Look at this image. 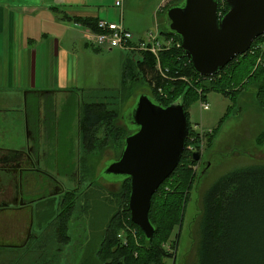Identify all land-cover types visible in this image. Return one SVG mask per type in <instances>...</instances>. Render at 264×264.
<instances>
[{
  "label": "rangeland",
  "instance_id": "rangeland-1",
  "mask_svg": "<svg viewBox=\"0 0 264 264\" xmlns=\"http://www.w3.org/2000/svg\"><path fill=\"white\" fill-rule=\"evenodd\" d=\"M118 1L121 2L122 7L116 6ZM179 1L181 0H95L97 6H90L88 9L98 13L101 20L110 23H119L123 17L124 26L130 29L134 34V41L137 42L141 36L144 35L145 38L150 32L161 33L165 27L166 11ZM87 29L97 33L91 28L87 27ZM159 36L162 41H167L164 35ZM168 39L174 38L168 37ZM87 41L93 44L88 38ZM125 54L126 51L116 50L112 57L103 58V62L115 64L126 57ZM140 55L136 54L133 59H138ZM258 57L264 60V53ZM105 63L107 68L108 64ZM237 66L238 72L244 70L243 75L234 79V84L231 83L233 89L227 96L216 89L208 91L205 99H201L198 96L202 88L197 84L194 86V92L197 94L194 95L192 92L187 94L189 123L201 134L196 145L199 146L201 159L193 168L182 227L175 229L170 241L164 246V250L172 255L170 259L164 258L166 264H197L195 224L201 214L203 192L236 169L254 165L256 162L264 163V92L260 88L264 86V62L248 56L236 63L232 69ZM123 67L124 62L122 65L120 63L119 82L108 83L104 91H99L95 97L87 99L93 101L94 105L109 104L110 109L118 113V118L102 123L98 132L93 134L91 147L83 150L86 153L83 158L85 156L89 158L84 163L86 171L83 170L80 174L77 167L76 131L68 128L69 118L64 116L66 112L61 115L60 125L62 127L66 125L67 131L59 147V161H54L50 157L46 164L52 169L53 175L43 178L49 180V189L43 191L36 188L25 198L39 200L35 204L30 237L27 242L23 238L20 239V236L14 237L11 243L7 239H2L1 246L11 244L17 248L6 249L0 246V264H82L84 262L103 264L99 251L104 246L107 229L113 217L125 209L127 199V195L124 196L125 185L121 183L122 180L105 173L107 167L118 159L121 153V144L116 141L115 130L121 128L123 132L128 130L130 133L135 132L137 127L131 120L133 109L141 96L152 98L153 95L148 82L136 70L134 72L136 79L132 78V73L127 78L128 72L124 79ZM230 74H232L231 70ZM180 88L183 94L188 86ZM203 103L209 105L208 110L202 108ZM47 114L52 118V114ZM70 137L73 140H70L71 145L67 146ZM55 167L66 170L67 175H63V172L60 176L57 175ZM76 175H81L80 180ZM28 179L31 187L35 179L32 177ZM60 185L63 186L62 193H57ZM3 186L5 187L6 184L4 183ZM6 190L9 191L10 188L7 187ZM48 196L51 200L40 202V199ZM67 201L73 204V211L67 224V242H63L57 231L62 226L60 214ZM10 210L13 209L0 208V224L6 229L8 228L3 222L12 224L17 218L13 217L15 214L9 212ZM2 211L5 215H2ZM125 213L126 211L121 213L122 229L119 231V235H123L121 237L118 235V238L122 244L127 243L126 236L137 243L138 232L133 234L124 218ZM28 217L29 214L24 216V227L26 223L29 226ZM179 231V243L174 244L175 234ZM22 245L24 247H21Z\"/></svg>",
  "mask_w": 264,
  "mask_h": 264
},
{
  "label": "crops",
  "instance_id": "crops-1",
  "mask_svg": "<svg viewBox=\"0 0 264 264\" xmlns=\"http://www.w3.org/2000/svg\"><path fill=\"white\" fill-rule=\"evenodd\" d=\"M90 6H97L95 0H0V202H15L14 198L18 202L21 172L36 178L29 187V195L36 188L49 189V180L43 178L53 177L52 169L46 165L50 157L59 161V147L67 131L66 125H60L64 112L69 118L68 128L76 131L80 174L82 162L87 159L83 158L86 153L80 124L84 106L93 102L87 99L104 91L108 83L120 81V63L130 59L137 65L142 59L140 55L134 60L126 52V57L115 64L103 62V58L112 57L116 50L89 43L87 27L72 18L101 20L98 13L88 9ZM104 63L108 64L107 68ZM70 140L73 138L68 139L67 146L71 145ZM15 152H20L28 164L19 165L20 158ZM5 155L10 157V162H2ZM55 171L59 176L62 172L67 175L66 170L58 167ZM7 175L16 178L9 191L3 186ZM81 175L76 177L80 180ZM60 188L63 190V186ZM35 208L33 204L10 210L17 218L12 224L3 222L8 229L0 224V241L7 239L11 243L14 237L21 239L27 229L30 232ZM26 214H29V226L26 223L24 227ZM1 247L17 248L11 244Z\"/></svg>",
  "mask_w": 264,
  "mask_h": 264
},
{
  "label": "trees",
  "instance_id": "trees-1",
  "mask_svg": "<svg viewBox=\"0 0 264 264\" xmlns=\"http://www.w3.org/2000/svg\"><path fill=\"white\" fill-rule=\"evenodd\" d=\"M228 10L229 6L226 0H220V12L225 14ZM72 18L82 26L99 32L98 19ZM161 34L166 37L172 36L180 41L177 35L168 32L166 26L162 29ZM261 53H264V36L257 38L246 55L229 63L219 74L204 77L191 68L181 47L171 48L160 55L161 70L157 69V60L153 55L141 53L142 59L138 61L136 67L133 66L130 59L124 61L123 74L124 79L127 72V78L132 73V78L136 79L134 74L136 70L148 82L155 101L163 106H169L183 97L187 111V94L190 92L194 95L197 94L194 92L196 84L202 88L200 95H197L199 98L205 99L208 91L216 89L227 96L233 89L231 83L234 84L235 78L242 77V71H244L238 72V66L234 70L232 67L248 56L264 62L262 57H258ZM230 70L232 74L229 75ZM181 86H188L183 94H181ZM260 88L264 92V86ZM83 111L80 131L82 146L84 150H87L92 145L93 134L98 132L102 123L115 120L118 118V113L110 109L107 103L96 105L90 103L84 106ZM187 115L189 121L188 111ZM189 128L187 148L177 169L153 195L149 218L155 228V233L151 240H147L143 231L131 221L129 210L130 179L121 182L125 185L124 196L127 195L123 210L126 211L124 218L131 227L133 234L138 232L139 238L136 243L132 238L133 241L131 242V239L126 236L128 241L126 244H122L118 235L122 229L121 213L123 211L117 213L107 229L103 242L104 246L99 251L103 264H166L164 258L170 259L172 257L164 250V246L170 241L175 229L182 227L184 209L189 198L188 191L191 188L190 181L193 168L197 165L194 160V153L189 151L188 147L192 144V137H196L193 140V145L196 147L201 135L193 130L190 123ZM115 132L117 133L116 141L119 145L121 144L122 151L124 139L130 132L125 131V133L121 128L116 129ZM196 148L200 150L199 146ZM14 154L20 158V152ZM5 158L10 157L5 155ZM88 160L89 158L86 159V161ZM83 170L86 171L84 162H82ZM44 200H51V198L40 199V202ZM38 201L34 200V204ZM31 203L29 202L26 206ZM201 203V214L195 224L197 264H264V163L256 162L254 165L236 169L223 176L203 192ZM62 209L60 214L62 226L57 232H59L60 240L67 242V224L73 211V204L67 201ZM174 239V244H178L180 231L175 234ZM82 264L90 263L84 262Z\"/></svg>",
  "mask_w": 264,
  "mask_h": 264
},
{
  "label": "water",
  "instance_id": "water-1",
  "mask_svg": "<svg viewBox=\"0 0 264 264\" xmlns=\"http://www.w3.org/2000/svg\"><path fill=\"white\" fill-rule=\"evenodd\" d=\"M226 3L229 10L220 16V0H181L169 7L164 17L168 32L179 37L189 65L204 77L219 74L229 63L246 55L253 42L264 35V0ZM131 120L137 130L124 139L119 158L105 173L122 181L130 179L131 220L151 240L155 233L149 218L153 195L177 169L189 138L184 98L163 106L143 95ZM200 159L196 152L194 160ZM11 206L18 204H0V208Z\"/></svg>",
  "mask_w": 264,
  "mask_h": 264
},
{
  "label": "built area",
  "instance_id": "built-area-1",
  "mask_svg": "<svg viewBox=\"0 0 264 264\" xmlns=\"http://www.w3.org/2000/svg\"><path fill=\"white\" fill-rule=\"evenodd\" d=\"M117 7H122L121 2L116 3ZM123 17L119 23H110L104 20L98 21L99 32L93 33L87 29L86 37L93 42L94 45L105 50H119L128 51L131 53H147L153 55L157 60V69L161 70L160 54L171 48H179L180 44L175 39H167L166 42L160 39L159 34L150 32L145 38L135 42L134 34L124 26ZM162 92V90H160ZM204 110L209 109L208 104H202ZM196 137H192V144L189 145L188 150L196 152L198 149L193 145V140ZM123 234H120L121 237Z\"/></svg>",
  "mask_w": 264,
  "mask_h": 264
},
{
  "label": "flooded vegetation",
  "instance_id": "flooded-vegetation-1",
  "mask_svg": "<svg viewBox=\"0 0 264 264\" xmlns=\"http://www.w3.org/2000/svg\"><path fill=\"white\" fill-rule=\"evenodd\" d=\"M26 160L27 159H25L24 156L20 157V159L18 160L19 161V165L28 164V161H26ZM6 161H9V158H5V160H3L2 162H6ZM9 167H12V166H9ZM11 171H13V169ZM33 178L36 180L35 177H33ZM20 180H21L20 181V188H18V202H16L17 198H14L15 202L14 201H11V202L3 201V202H1V203H6V204L7 203H11L12 205L18 204L19 207H15V208H12V209H20V208H25V207H31L34 204V199H32V198L25 199L27 197V195L29 196L28 189H29L30 179H28V174H26V173L22 174V172H21ZM4 182L6 184V187L12 188L13 184L16 182V178L13 177V176L7 175L6 178H4ZM59 190L61 191L60 193H62L61 188H59ZM16 195H17V191H16ZM21 197L23 199H21ZM29 202H32V203L29 204V206H26V204H28ZM20 203H22L23 205L25 204V205L22 206ZM5 209H7V208H5ZM29 236H30V232L27 229L26 231L23 232V237L22 238L25 239V242H27L28 239H29Z\"/></svg>",
  "mask_w": 264,
  "mask_h": 264
},
{
  "label": "bare ground",
  "instance_id": "bare-ground-1",
  "mask_svg": "<svg viewBox=\"0 0 264 264\" xmlns=\"http://www.w3.org/2000/svg\"><path fill=\"white\" fill-rule=\"evenodd\" d=\"M196 152H199L200 153V150H198V151H196ZM196 152H193L194 154L196 153ZM200 155H201V153H200ZM197 162V161H196ZM118 182H120V181H118ZM122 182V181H121ZM132 221V220H131ZM136 225V224H135ZM139 227V226H138ZM140 228V227H139ZM141 229V228H140ZM142 230V229H141Z\"/></svg>",
  "mask_w": 264,
  "mask_h": 264
}]
</instances>
